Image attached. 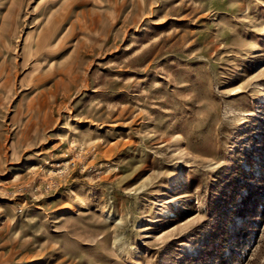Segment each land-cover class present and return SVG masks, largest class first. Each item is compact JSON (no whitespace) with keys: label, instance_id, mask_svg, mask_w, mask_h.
Segmentation results:
<instances>
[{"label":"rangeland","instance_id":"obj_1","mask_svg":"<svg viewBox=\"0 0 264 264\" xmlns=\"http://www.w3.org/2000/svg\"><path fill=\"white\" fill-rule=\"evenodd\" d=\"M0 264H264V0H0Z\"/></svg>","mask_w":264,"mask_h":264},{"label":"bare ground","instance_id":"obj_2","mask_svg":"<svg viewBox=\"0 0 264 264\" xmlns=\"http://www.w3.org/2000/svg\"><path fill=\"white\" fill-rule=\"evenodd\" d=\"M174 215H175V213H174Z\"/></svg>","mask_w":264,"mask_h":264}]
</instances>
